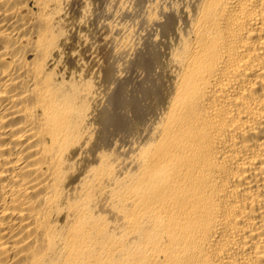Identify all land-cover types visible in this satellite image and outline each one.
I'll list each match as a JSON object with an SVG mask.
<instances>
[{
    "label": "bare ground",
    "instance_id": "obj_1",
    "mask_svg": "<svg viewBox=\"0 0 264 264\" xmlns=\"http://www.w3.org/2000/svg\"><path fill=\"white\" fill-rule=\"evenodd\" d=\"M55 8L0 0V264H264V0H110L96 81Z\"/></svg>",
    "mask_w": 264,
    "mask_h": 264
},
{
    "label": "rangeland",
    "instance_id": "obj_2",
    "mask_svg": "<svg viewBox=\"0 0 264 264\" xmlns=\"http://www.w3.org/2000/svg\"><path fill=\"white\" fill-rule=\"evenodd\" d=\"M109 5L110 0H55V19L57 18L56 21L59 23L60 42L56 47L54 63L55 67L58 66L60 74L65 73L68 79L75 75L79 78L82 75L86 79L90 77V81L92 79L96 81L98 75L105 73L102 74L105 77L111 71L115 63L113 58L114 47H117L115 41L119 42L123 36L119 31L116 34L115 28L113 32L110 24L117 23L115 26L122 22L126 25L132 24L130 20L119 19L116 10H113V14L107 13L106 8Z\"/></svg>",
    "mask_w": 264,
    "mask_h": 264
}]
</instances>
